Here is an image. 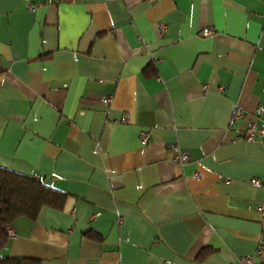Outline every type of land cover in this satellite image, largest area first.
I'll return each mask as SVG.
<instances>
[{
  "label": "crops",
  "instance_id": "0c3cea01",
  "mask_svg": "<svg viewBox=\"0 0 264 264\" xmlns=\"http://www.w3.org/2000/svg\"><path fill=\"white\" fill-rule=\"evenodd\" d=\"M263 88L264 0H0V167L68 194L2 256L262 264Z\"/></svg>",
  "mask_w": 264,
  "mask_h": 264
},
{
  "label": "trees",
  "instance_id": "16d2710c",
  "mask_svg": "<svg viewBox=\"0 0 264 264\" xmlns=\"http://www.w3.org/2000/svg\"><path fill=\"white\" fill-rule=\"evenodd\" d=\"M67 197V193L43 180L0 167V264H42L38 259L2 256V250L10 240L7 230L12 229L19 218L35 220L43 208L61 210ZM88 237L100 240L94 233H89ZM207 254V251L201 252L199 260Z\"/></svg>",
  "mask_w": 264,
  "mask_h": 264
},
{
  "label": "built area",
  "instance_id": "2783aa9c",
  "mask_svg": "<svg viewBox=\"0 0 264 264\" xmlns=\"http://www.w3.org/2000/svg\"><path fill=\"white\" fill-rule=\"evenodd\" d=\"M28 10L33 11L34 7L32 5L28 6ZM164 28V26H161L160 29L162 30ZM201 35L203 37H210L213 35V31L211 29H204L201 32ZM204 89H206V87H203ZM263 94H264V88L262 90ZM112 101L111 97H106L102 99V102L105 104H109ZM255 114L258 118V120L260 121V124L257 125L256 123L252 122L249 123L248 126L237 135L236 140H243L246 142H252L254 141L256 135L259 137L264 136V105H258L256 107L255 110ZM242 115L241 111L239 109H236L234 111V115H233V119L231 120L230 124L232 125L233 122L239 118ZM139 143L141 146H145L148 144L149 140H150V134L147 131H140L139 132ZM170 151L172 153V161L174 163L179 164L180 166H182L187 160H189L190 158V154L186 151H182L180 150L177 146L173 145L170 147ZM250 183L252 185L255 186H262V183L259 180H251ZM257 209L261 212V226H262V233H263V238L260 241L257 249H256V255L258 256V258L263 259L264 258V200H262L258 205H257ZM7 235L9 239H12L15 237V233L13 231V229H8L7 230ZM252 256H248L244 259L245 264H250L252 261ZM165 264H173L170 262H165ZM262 264H264V262H262Z\"/></svg>",
  "mask_w": 264,
  "mask_h": 264
}]
</instances>
